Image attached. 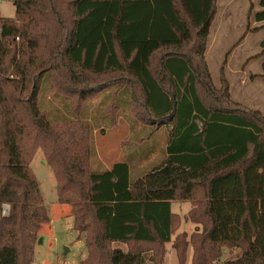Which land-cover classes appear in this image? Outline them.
<instances>
[{"label": "trees", "instance_id": "16d2710c", "mask_svg": "<svg viewBox=\"0 0 264 264\" xmlns=\"http://www.w3.org/2000/svg\"><path fill=\"white\" fill-rule=\"evenodd\" d=\"M11 2L13 19H0V264H32L50 220L29 166L38 148L57 203L85 233L78 264H164L169 242L178 264L189 245V264H264V117L230 99L222 74L221 88L211 84L204 52L217 0ZM260 48L264 78V39ZM110 87L131 96L103 98L109 125L127 106L155 130L170 126L165 161L136 179L128 158L91 167L86 104ZM46 91L65 107L52 118ZM173 200L191 203L186 219L200 226L189 238L171 240ZM223 248L240 255L221 261Z\"/></svg>", "mask_w": 264, "mask_h": 264}, {"label": "rangeland", "instance_id": "374dc122", "mask_svg": "<svg viewBox=\"0 0 264 264\" xmlns=\"http://www.w3.org/2000/svg\"><path fill=\"white\" fill-rule=\"evenodd\" d=\"M261 9L259 0H217L215 17L207 36L204 60L208 66L214 89L221 88L222 74L226 81L227 77L233 84L232 98L230 97V99L243 108L259 112L260 116L264 117V78L259 74L263 60V56L259 53L261 50L260 41L264 39V22H258L255 17ZM2 17L13 19L14 6L11 0H0V19ZM221 69H223V73ZM241 75H245L243 85L240 84ZM99 96L100 94L87 102L86 112H89V115H93L94 109L100 106ZM238 100L240 102H237ZM41 107L49 112L50 118L65 108L63 102L53 97L48 91L41 99ZM114 119V125L116 124L114 128L110 129L111 127L105 125L103 130L92 131V139H95V145L98 144V147L100 141H104L105 144L112 143L116 148L120 143L124 144L127 138H131V131L128 132L123 120L118 118L120 121L118 120L116 123L117 117ZM145 134L144 131L141 136ZM157 135H160V132H157ZM134 145L142 153L147 147L145 144L135 143ZM102 155H104L103 151ZM134 155L135 153L132 154V160ZM29 166L37 179L50 218L48 223L42 224L38 233V238L42 237V241L35 243L32 264H78L86 256L85 246L78 240L84 238L85 233L73 229L70 206L57 203L56 178L41 148L33 153ZM91 167L93 170L100 169L101 163L97 156L92 158ZM3 210L4 215H7L9 205L4 204ZM191 230L192 228L187 224V231ZM175 232L173 236H175ZM186 234L188 236V233ZM170 248L166 256V264H177L174 250ZM239 251L236 249L231 251L229 259L238 256Z\"/></svg>", "mask_w": 264, "mask_h": 264}, {"label": "crops", "instance_id": "0c3cea01", "mask_svg": "<svg viewBox=\"0 0 264 264\" xmlns=\"http://www.w3.org/2000/svg\"><path fill=\"white\" fill-rule=\"evenodd\" d=\"M205 54H206V50L204 52V55ZM241 76L242 77L239 76L240 77L239 79L241 81L240 84L243 85L244 84L243 81L245 80V75H241ZM226 79L228 82L229 94L231 97L233 84L231 80H229V78L226 77ZM113 93H116V97L120 99L123 97L126 98V97L131 96V92L127 87H123V88L113 87V89L111 90L106 89L102 91L99 96L100 106L94 109L95 111L93 115H90L94 117L93 120L91 121L93 125V131H96L97 129L103 130V127L105 125H108L109 128L111 127L110 129L115 127L116 124L111 125V126L109 125V118L106 114L107 104H105L104 102L102 103V100L105 96L110 97V95ZM106 101H109V100H106ZM237 102H240V101L238 100ZM120 103H123V101L122 102L120 101ZM131 114L132 113H130L127 106H125L124 108L118 106V112L116 115L117 117L116 123L118 122V120L120 121V119L118 118H121L123 122L126 124L128 132L131 131V134H132L131 138L130 139L127 138L124 144L122 142L118 145V147L115 148L112 145V143L105 144L104 141H100V145L98 147V144L95 145L94 138H93V143H94V148H95V156L99 158V161L101 163V167L98 170L110 169L113 166V164L117 162H121V161H127L126 159L128 158L129 160L127 163L129 166L130 176L131 178L136 179V178L142 177L148 171H150L151 169H153L154 167H156L157 165H160L161 163L165 161L167 154L165 153L164 150H165L166 142H167V133H168V129H170V126H168L167 128L160 127L155 130L152 126L144 125L140 121L136 120ZM122 116H124L125 118H123ZM144 131L146 132V134L144 136H141V134ZM157 132H160V135H157ZM135 143L145 144V146H147L146 150L142 153V151H140L138 147L134 145ZM102 151L104 152V155L106 157L102 155ZM133 153H135V155H134V159L132 160ZM190 209H191V203L189 201L173 200L171 202V212L180 217V224H179L178 229L175 232V235L179 232H185V233H188V238H189L190 234L195 231V227L200 226L196 223L191 222L189 219H186V216ZM187 224H189V227L192 228L190 232L187 231ZM173 235L174 233L172 234L171 240H173L175 237ZM78 240H80L84 244V238H80ZM169 243L166 244L167 253L169 251V247H171L170 248L171 250L172 249L174 250L171 243L170 244ZM234 249L240 250L239 248H232V249L223 248L222 255H221V261L229 259V253H231V251H233ZM167 253H166V256H167ZM174 253L176 256L175 250H174ZM239 255H240V251L238 253V256ZM166 256L164 259V264H166ZM191 256H192V247L191 245H189L187 248V252H186L185 264L190 263ZM238 256H235V257L233 256L232 259ZM176 261L178 264L177 256H176Z\"/></svg>", "mask_w": 264, "mask_h": 264}, {"label": "water", "instance_id": "95a60500", "mask_svg": "<svg viewBox=\"0 0 264 264\" xmlns=\"http://www.w3.org/2000/svg\"><path fill=\"white\" fill-rule=\"evenodd\" d=\"M42 241V237H39L37 242L40 243Z\"/></svg>", "mask_w": 264, "mask_h": 264}, {"label": "built area", "instance_id": "2783aa9c", "mask_svg": "<svg viewBox=\"0 0 264 264\" xmlns=\"http://www.w3.org/2000/svg\"><path fill=\"white\" fill-rule=\"evenodd\" d=\"M16 39H18V38H16ZM3 214H4V210H3Z\"/></svg>", "mask_w": 264, "mask_h": 264}]
</instances>
